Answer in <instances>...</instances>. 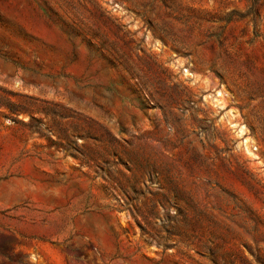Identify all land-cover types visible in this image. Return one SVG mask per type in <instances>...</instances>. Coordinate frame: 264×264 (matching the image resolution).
I'll return each instance as SVG.
<instances>
[{"label": "rangeland", "instance_id": "obj_1", "mask_svg": "<svg viewBox=\"0 0 264 264\" xmlns=\"http://www.w3.org/2000/svg\"><path fill=\"white\" fill-rule=\"evenodd\" d=\"M0 264H264V0H0Z\"/></svg>", "mask_w": 264, "mask_h": 264}]
</instances>
